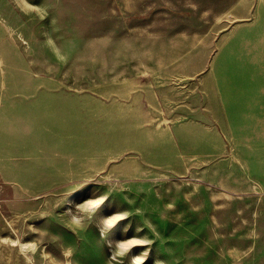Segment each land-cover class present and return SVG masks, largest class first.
I'll return each instance as SVG.
<instances>
[{
    "label": "rangeland",
    "instance_id": "rangeland-1",
    "mask_svg": "<svg viewBox=\"0 0 264 264\" xmlns=\"http://www.w3.org/2000/svg\"><path fill=\"white\" fill-rule=\"evenodd\" d=\"M0 93V264H264V0H0Z\"/></svg>",
    "mask_w": 264,
    "mask_h": 264
},
{
    "label": "crops",
    "instance_id": "crops-1",
    "mask_svg": "<svg viewBox=\"0 0 264 264\" xmlns=\"http://www.w3.org/2000/svg\"><path fill=\"white\" fill-rule=\"evenodd\" d=\"M42 87L46 88L47 90H50L48 87V84H44ZM1 91H5L2 89ZM52 91V90H50ZM53 93H61L64 96L67 95L68 97L71 96V93H69V87L65 88L64 83H57L55 89L52 91ZM157 99L153 100V104L157 105ZM0 107L2 106V95L0 93ZM141 106L144 107V109L150 113H153V107L152 103L147 100H141ZM3 122L7 123L9 122V112L6 111H0V178L2 182L5 184L8 183H17L10 177L13 169L12 167L16 164L17 159L24 160L26 159V144H16L13 141H11V135L8 132V129L5 128V124ZM72 138V136H71ZM68 139V138H67ZM21 152L22 155H16L15 153ZM57 174L59 176V180L57 183L47 185L51 187H58V186H70L71 184L75 183L76 175H75V168H70V165L58 167L57 168ZM74 181V183H72ZM46 185V184H41ZM40 185V186H41ZM27 187V186H25ZM24 187V188H25ZM39 187V186H36Z\"/></svg>",
    "mask_w": 264,
    "mask_h": 264
}]
</instances>
